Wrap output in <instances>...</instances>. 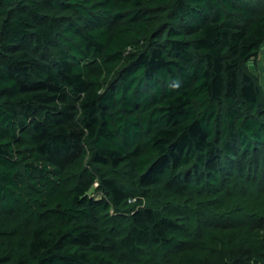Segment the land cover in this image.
Segmentation results:
<instances>
[{"label":"trees","instance_id":"obj_1","mask_svg":"<svg viewBox=\"0 0 264 264\" xmlns=\"http://www.w3.org/2000/svg\"><path fill=\"white\" fill-rule=\"evenodd\" d=\"M0 264H264V0H0Z\"/></svg>","mask_w":264,"mask_h":264}]
</instances>
